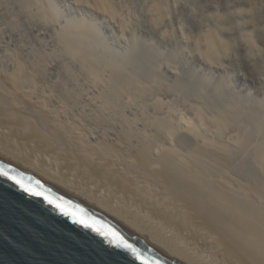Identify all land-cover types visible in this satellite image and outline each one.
I'll use <instances>...</instances> for the list:
<instances>
[{
    "label": "bare ground",
    "instance_id": "obj_1",
    "mask_svg": "<svg viewBox=\"0 0 264 264\" xmlns=\"http://www.w3.org/2000/svg\"><path fill=\"white\" fill-rule=\"evenodd\" d=\"M18 1L24 8L33 2ZM43 1L53 19L71 7ZM250 1L244 11L257 28L253 5L264 0ZM70 2L103 18L115 12L112 0ZM213 31L195 40L207 49L198 50L202 58L219 59L226 49ZM43 54L0 48V158L82 200L175 264H264L263 151L240 180L234 155L243 144L222 141V123L201 112L195 121L168 120L147 93L118 90L89 56L60 67ZM222 102L223 115L264 122V97Z\"/></svg>",
    "mask_w": 264,
    "mask_h": 264
},
{
    "label": "rangeland",
    "instance_id": "obj_2",
    "mask_svg": "<svg viewBox=\"0 0 264 264\" xmlns=\"http://www.w3.org/2000/svg\"><path fill=\"white\" fill-rule=\"evenodd\" d=\"M57 1L71 7L53 19L43 0H31L26 8L18 0H0V48L44 53L60 67L74 66L79 57L91 58L118 90L135 97L147 93L168 120L195 121L201 112L209 121L222 123V141L243 144L234 155L240 161V180L255 170L254 161L264 152L263 120L223 115L221 108L228 96L241 104L259 103L264 97V2L252 4L260 13L257 28H252L244 11L250 0H112L115 12L106 18L72 7L70 0ZM158 6L164 11L162 19ZM212 29L226 48L216 60L200 57L195 46ZM249 34L255 49L259 47L255 65L247 52ZM66 45L78 56L67 52Z\"/></svg>",
    "mask_w": 264,
    "mask_h": 264
},
{
    "label": "water",
    "instance_id": "obj_3",
    "mask_svg": "<svg viewBox=\"0 0 264 264\" xmlns=\"http://www.w3.org/2000/svg\"><path fill=\"white\" fill-rule=\"evenodd\" d=\"M0 264L175 263L82 200L0 158Z\"/></svg>",
    "mask_w": 264,
    "mask_h": 264
},
{
    "label": "snow or ice",
    "instance_id": "obj_4",
    "mask_svg": "<svg viewBox=\"0 0 264 264\" xmlns=\"http://www.w3.org/2000/svg\"><path fill=\"white\" fill-rule=\"evenodd\" d=\"M16 183H19V181H16ZM27 191V189H25ZM49 203H51V201H49Z\"/></svg>",
    "mask_w": 264,
    "mask_h": 264
}]
</instances>
